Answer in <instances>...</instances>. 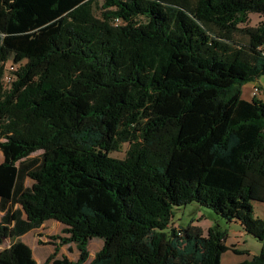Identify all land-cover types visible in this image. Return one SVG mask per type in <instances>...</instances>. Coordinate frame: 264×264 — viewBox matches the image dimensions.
I'll list each match as a JSON object with an SVG mask.
<instances>
[{"label":"trees","instance_id":"obj_1","mask_svg":"<svg viewBox=\"0 0 264 264\" xmlns=\"http://www.w3.org/2000/svg\"><path fill=\"white\" fill-rule=\"evenodd\" d=\"M252 14L264 0H0V264H38L20 238L49 221L64 236L42 264L245 253L219 226L176 227L193 203L262 242L238 264H264V102L242 97L264 77Z\"/></svg>","mask_w":264,"mask_h":264},{"label":"rangeland","instance_id":"obj_2","mask_svg":"<svg viewBox=\"0 0 264 264\" xmlns=\"http://www.w3.org/2000/svg\"><path fill=\"white\" fill-rule=\"evenodd\" d=\"M260 21L264 22V16L252 14L251 25L255 26ZM10 65H8L9 68ZM253 90L245 87L243 98L249 99L252 97ZM127 146H124L120 152L112 154V157L122 159L125 156ZM35 155H38L35 154ZM4 156L0 151V163L3 162ZM254 217L264 220V203L252 202ZM0 211V219L2 217ZM172 222L176 227L187 228L190 225L201 227L204 234L207 235L208 230L213 226H219L222 230L227 231L226 244L231 247L235 245V249L245 252L243 254H235L233 250L224 253L221 264H238L245 260H250L254 255L260 253L262 242L247 234L239 224L229 223L216 215L212 210L202 207L196 203L176 208ZM63 225L56 221L46 222L41 229L27 233L21 240L31 247L34 252V258L38 264L44 263L52 254L55 253V244H60L59 240H53V236H64L62 234ZM102 241L94 239L90 244V253L93 258L95 253L102 247ZM10 245V240L7 239L4 244L0 245V251ZM233 249V248H231ZM68 258L71 261H77L78 252L73 245L61 246L56 258ZM89 264V262L87 263Z\"/></svg>","mask_w":264,"mask_h":264},{"label":"crops","instance_id":"obj_3","mask_svg":"<svg viewBox=\"0 0 264 264\" xmlns=\"http://www.w3.org/2000/svg\"><path fill=\"white\" fill-rule=\"evenodd\" d=\"M245 87H248L249 89L253 90L255 87H259L260 92L256 95V98L264 102V77H261L258 81H254L252 83H248L243 87V92ZM243 97V94H242ZM254 98V95L252 94V97L246 100H252ZM25 236V235H24ZM22 236L20 240L24 237Z\"/></svg>","mask_w":264,"mask_h":264},{"label":"built area","instance_id":"obj_4","mask_svg":"<svg viewBox=\"0 0 264 264\" xmlns=\"http://www.w3.org/2000/svg\"><path fill=\"white\" fill-rule=\"evenodd\" d=\"M6 82H9L10 81V78L9 77H6ZM259 93V89L258 88H254L253 89V95L256 96L257 94Z\"/></svg>","mask_w":264,"mask_h":264}]
</instances>
